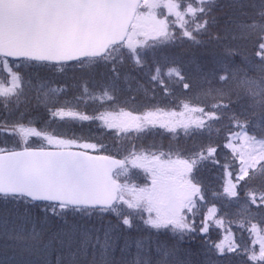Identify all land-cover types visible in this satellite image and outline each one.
I'll return each mask as SVG.
<instances>
[{
	"label": "snow or ice",
	"instance_id": "obj_1",
	"mask_svg": "<svg viewBox=\"0 0 264 264\" xmlns=\"http://www.w3.org/2000/svg\"><path fill=\"white\" fill-rule=\"evenodd\" d=\"M74 3L85 10L74 20L25 26L31 54H0V98L7 109L0 114V177L19 185L0 187V194L40 199L28 189L42 176L68 193L44 197L60 209H41L58 222L42 240L47 264H264V23L229 18L221 25L213 14L220 0H197L199 7L179 9L171 20L170 12L153 16L154 22L139 10L171 8L175 0ZM8 7L5 25L11 23ZM239 7L256 6L241 0ZM258 15L264 19V0ZM220 27L226 34L241 29L247 44L224 47L218 56L213 42L221 36L213 29ZM57 73L66 78L63 87L33 94L34 81L51 82ZM133 74L142 96L124 95L131 88L121 85ZM73 88L80 89L75 99L113 110H73L60 95ZM157 89L183 110L166 111ZM141 101L139 112L125 110ZM65 118L98 121L112 142L46 130ZM157 133L168 135L149 143ZM211 167L226 177L219 186L206 175ZM234 205L244 212H233ZM70 211L89 219H69ZM93 212L99 213L96 223ZM213 227L226 235L212 240Z\"/></svg>",
	"mask_w": 264,
	"mask_h": 264
},
{
	"label": "trees",
	"instance_id": "obj_2",
	"mask_svg": "<svg viewBox=\"0 0 264 264\" xmlns=\"http://www.w3.org/2000/svg\"><path fill=\"white\" fill-rule=\"evenodd\" d=\"M239 2L241 0H238L236 3L232 4L225 3L222 6H225L224 10L221 11L218 18L221 21V25H223L224 21L232 18L235 22H250V21H258L264 23V19H262L258 15L259 6H260V0H242V2L247 3L248 5H255L256 7H248L245 9H241L239 7ZM247 12V15H244L243 13ZM247 31H251V29H247ZM233 33L236 34L237 39H232ZM241 35V29L233 27L231 32L225 33L224 29L220 27V36L221 39L218 42H213V45L216 48V52L218 56H223V48L224 47H236V48H243L247 41L240 39ZM113 55H116L119 57V53H113ZM55 71V69H53ZM4 76V75H3ZM3 76L0 77V79H3ZM146 80V77H142ZM138 77L133 74V77L130 79L128 84L121 85L122 88L127 89L130 85L131 93L128 91L124 92V95L127 96L129 94L132 95H138L142 96L143 93L137 92L136 90L140 87V84L138 83ZM71 82V81H70ZM82 83V82H79ZM64 84V78L60 76L58 73L54 80L51 82H41L39 80H36L33 82L32 90L33 94L35 92H43L47 91V85L50 88H57V87H63ZM80 89L79 88H73L70 91L65 93H60V95L65 96L67 103L70 108L77 109L79 112L87 113L89 115H99L100 111L98 109H95L94 107H90L88 104L87 99L85 100H77L75 99V96L78 95ZM74 94L71 99L67 97V95ZM148 96H151L152 93L148 92ZM156 96H157V103L162 104V106L165 108V110H175L177 112L182 111V106H177L179 104V100H177L175 103H170L167 99L161 96V93L159 89L156 90ZM3 98H0V107L3 108L2 111H0V114H3L7 109L3 107L2 103ZM86 101V102H85ZM144 101H141L136 104H131L125 108L126 111L136 109L138 112L143 108ZM84 105V108L81 109L80 105ZM16 105V100L9 101V108H14ZM24 105H22V108ZM113 110L112 108H110ZM66 120L70 118H65ZM2 123V121H0ZM72 125H81L72 127V129L69 126ZM72 125L67 123H57V122H50V125L47 127V131L51 134L55 133H63L65 136H69L72 133H75L76 135H92L101 140L102 142H112V137L110 135L106 134L105 127L97 122H81V123H72ZM98 125L101 126L102 134L100 136V131L97 129ZM215 131L213 130V136L215 137ZM150 137V136H149ZM0 139H3L2 135H0ZM149 141V138H148ZM164 141V137L160 138V141L158 140L155 143H160ZM206 175L212 178L213 183L215 186H219V182L221 179H226L225 176L222 174V170L218 167H211L208 170H206ZM48 209L49 211L55 210L57 213L60 212L59 206L54 204H48V203H35L32 201H29L28 199L22 198V197H4L0 196V227L7 225L8 229L10 230L12 237H21V240L11 239L5 249H0V261H2V264H23V263H29V259L26 256L25 257V242L30 243H38L40 252L44 256L43 262L40 264H47V260L49 258V250L44 246V243L42 240H47L46 232L50 231V226L52 224H56L58 226V222L55 220V217H52L49 215V212L41 211V209ZM233 211V210H232ZM63 215V213H61ZM67 216L69 219H78V220H88L89 217L87 216L86 212H76V211H70L67 213ZM99 213L93 212L92 216L90 217L91 222L96 223L98 219ZM45 217L48 218L49 223H45ZM137 227L140 229V234H143L146 230L143 228V225L139 220L136 221ZM236 231V230H235ZM213 233L211 234L212 240H217V237H213ZM138 241L137 233H133V236L130 240V243L132 244L133 251H135V246ZM123 243V241H121ZM199 245V241L195 242V246ZM7 261L9 263H7Z\"/></svg>",
	"mask_w": 264,
	"mask_h": 264
},
{
	"label": "water",
	"instance_id": "obj_3",
	"mask_svg": "<svg viewBox=\"0 0 264 264\" xmlns=\"http://www.w3.org/2000/svg\"><path fill=\"white\" fill-rule=\"evenodd\" d=\"M6 4L9 6L7 14L11 20L8 25H5L3 18ZM84 11L75 5L74 0H0V54L4 56L31 54L32 47L26 42L25 26L28 23L33 21L68 22L84 14ZM15 186L19 185L11 184L6 178L0 177V187ZM28 190L40 199L33 200L26 193H17L14 196H23L35 202H49L44 197L68 194L59 186L58 181L44 176ZM62 203H67V201H62Z\"/></svg>",
	"mask_w": 264,
	"mask_h": 264
},
{
	"label": "rangeland",
	"instance_id": "obj_4",
	"mask_svg": "<svg viewBox=\"0 0 264 264\" xmlns=\"http://www.w3.org/2000/svg\"><path fill=\"white\" fill-rule=\"evenodd\" d=\"M238 0H220V5L215 7V10H214V15L216 17H218L221 13L222 10H224L225 6H222L224 5L225 3H236ZM146 3H156L157 0H145ZM191 5V6H194V7H199V5L197 4V0H175V3H173L172 7L171 8H167L165 6H159V7H143L139 10V12L144 15L148 21L150 22H154L153 21V16H155L157 19L159 18H163L165 17V15H167L169 12L171 13L170 16H168L169 20L172 19V17L176 16L177 14V11L179 9H184L186 11L187 7ZM200 19H203V17L201 16ZM189 20L191 21L192 18L189 17ZM173 23H175V21H173ZM193 22H190L188 24V27L189 28H192L193 26ZM213 31H219L220 32V28H214ZM64 78V81H65V77ZM47 88L49 89L50 87L47 85ZM74 94H71V95H67V97L69 99H71ZM66 99V98H65ZM68 100V99H66ZM19 102L21 103V108H22V105H23V102H24V97H20L19 98ZM86 102V101H85ZM88 104L90 107H94L95 109H98L100 112L101 111H109L111 110L108 106H105L104 108H101V105L99 102L97 101H92V100H89L88 101ZM16 106V105H15ZM4 107V106H3ZM15 108V107H14ZM13 108V109H14ZM80 108L83 109L84 108V105H80ZM3 108L0 107V111H2ZM75 111H78L77 109H73ZM68 121V124L72 125V123H74L71 118L67 120ZM76 123H81L83 121H75ZM86 122V121H84ZM103 125V124H102ZM76 126H81V125H72V126H69L71 129L72 127H76ZM104 126V125H103ZM97 129L100 131V136L102 134V131H101V126L98 125ZM163 131V130H162ZM164 135H168V134H164ZM164 135H161L160 133H157V134H151L150 137H149V143L151 142H157L158 140L160 141V138H163ZM233 212H239V213H243L244 212V209L243 208H240L236 205L233 206L232 208ZM236 229L233 228V231H235ZM213 233V237H219V238H223L226 234L224 233L223 229H220L219 231L213 227V229L211 230V234ZM9 235H11L10 233V230L8 229L7 225L4 224V226H1L0 227V249H5L7 244L12 241L10 240L8 237ZM246 235V234H245ZM28 257L29 259V263H23V264H40L41 262H43L44 260V256L41 254L40 252V248H39V244L36 243H30V242H25V257ZM7 263H9L7 261Z\"/></svg>",
	"mask_w": 264,
	"mask_h": 264
}]
</instances>
